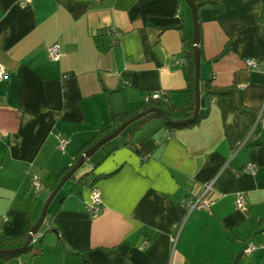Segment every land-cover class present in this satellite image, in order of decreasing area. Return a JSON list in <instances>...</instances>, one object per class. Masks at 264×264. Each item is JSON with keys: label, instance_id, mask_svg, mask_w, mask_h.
<instances>
[{"label": "crops", "instance_id": "1", "mask_svg": "<svg viewBox=\"0 0 264 264\" xmlns=\"http://www.w3.org/2000/svg\"><path fill=\"white\" fill-rule=\"evenodd\" d=\"M198 14L201 84L240 89L245 106L262 115L259 130L251 132L224 97L192 128L148 120L131 139L120 135L100 148L63 185L33 241L44 234L41 252L7 264H264V0H222ZM181 20L193 35L185 0H33L26 7L0 0V237L33 227L56 177L109 125L111 108H139L160 91L170 104H188L189 79L175 63L184 60L182 31L172 27ZM53 43L58 61L49 54ZM61 136L69 139L64 149ZM248 164L253 171L244 170ZM92 166L106 176L90 186L79 179ZM94 186L103 207L92 218ZM240 193L246 210L236 205ZM190 195L209 208L189 211L182 201ZM251 243L256 249L244 254Z\"/></svg>", "mask_w": 264, "mask_h": 264}, {"label": "trees", "instance_id": "2", "mask_svg": "<svg viewBox=\"0 0 264 264\" xmlns=\"http://www.w3.org/2000/svg\"><path fill=\"white\" fill-rule=\"evenodd\" d=\"M222 0H195V3L198 8V12L201 8L207 7V6H218L220 5ZM198 20H199V28H200V18L198 14ZM172 27L177 28L182 31V41H183V53H184V64L182 65L187 73L188 79H189V102L185 106H175L173 104L168 103L164 100H158V99H150L148 102H146L143 106L130 110V111H124L120 113H116L113 108H111V118L109 125L104 128L102 131L96 132L92 139L83 145L82 149L80 150L78 156L76 157L74 163L65 168L57 177H56V183L58 184L64 176L72 169V167L76 164L77 160L81 156V154L86 151L88 148H90L92 145L97 143L99 140H101L103 137L109 135L113 131H115L120 125H122L124 122L129 120L130 118L136 116L142 111H145L149 108H158L162 111H164L167 118L170 120L168 122L166 118L158 113H149L139 119L138 121L132 123L126 130L123 132L126 135H129V138L131 139L134 134L140 129L142 124L147 122L150 119L157 118L160 119L163 122V125L170 130L179 129V128H192L199 124L201 120L207 117L209 114V110L211 107L212 100L217 97H224L231 99L236 106V109L241 113V115L244 117V119L247 121L248 128H251L254 123L257 121L258 117L257 114L248 107L245 106L243 103V97H242V91L238 89L236 86L231 85L229 87H217L212 84L211 80H205L201 84V106L198 113V116L190 121L189 119L193 116L194 110H195V104H196V94H195V72H196V64L194 59V49H193V35L187 34L184 28L183 20L177 25H173ZM199 47H200V54H201V60L203 59L202 51H201V43H202V35H201V29H199ZM226 49L223 50V52L216 57L214 60L220 58L226 53ZM184 123H180L179 121H184ZM178 123H174V122ZM262 122V117L259 118L257 121V126L255 128L256 131L259 130ZM110 143V142H109ZM127 145L129 142L126 143ZM264 144V143H263ZM107 145V144H106ZM105 148V145L102 147V149ZM112 151V150H111ZM111 151H108L107 154H109ZM93 157L88 160V162L91 163ZM95 167V165H94ZM94 167L92 166V169L85 173L79 180L85 181L90 186L94 185L99 179L105 177L106 175H96L94 173ZM30 229L26 231L21 236L16 237H7V236H1L0 237V250L2 249H13L17 248L18 250L10 251L6 253H0V264H7V262L22 253L31 252V251H39L41 252V248L43 246L44 242V234L40 236V239L35 245L34 243L29 244L26 247H23L25 244L28 234L30 232ZM51 230L57 231V229H52L51 227L47 229L46 232H49ZM61 238V237H60ZM61 241V240H60ZM62 242V241H61Z\"/></svg>", "mask_w": 264, "mask_h": 264}, {"label": "water", "instance_id": "3", "mask_svg": "<svg viewBox=\"0 0 264 264\" xmlns=\"http://www.w3.org/2000/svg\"><path fill=\"white\" fill-rule=\"evenodd\" d=\"M188 6L191 9L192 12V20H193V49H194V59H195V64H196V72H195V94H196V104H195V110L193 116L189 119L190 121L194 120L199 113L200 106H201V76H200V67H201V54H200V47H199V42H200V37H199V20H198V8L195 3V0H185ZM158 113L163 115L168 122L170 120L167 118L165 115L164 111L158 109V108H149L145 111L140 112L136 116L130 118L126 122H124L122 125H120L115 131L110 133L109 135L103 137L101 140H99L97 143L92 145L90 148H88L86 151H84L79 159L77 160L76 164L72 167V169L64 176V178L60 181V183L56 186V188L53 190L51 195L49 196L47 202L45 203L41 216L39 220L33 225L31 228L27 240L23 247L28 246L29 244L33 243L34 238L39 235L41 227L43 226L47 214H48V209L50 204L52 203L53 199L56 197L60 189L63 187V185L75 174V172L82 167L89 159H91L96 152L102 148L104 145L107 143L111 142L115 138H117L119 135H121L126 128H128L132 123L138 121L145 115L149 113ZM180 123L186 122L184 121H179ZM174 123H178L177 121ZM18 250L17 248L13 249H2L0 250V253H6L10 251H15Z\"/></svg>", "mask_w": 264, "mask_h": 264}, {"label": "built area", "instance_id": "4", "mask_svg": "<svg viewBox=\"0 0 264 264\" xmlns=\"http://www.w3.org/2000/svg\"><path fill=\"white\" fill-rule=\"evenodd\" d=\"M33 0H19L21 6L26 7L29 5ZM110 34L114 36L115 39H119L122 35L121 31H119L116 27L111 28ZM49 54L52 60L58 61L60 59V45L58 43H53L52 45L49 46ZM175 63L182 66L184 64L183 59H175ZM246 64L248 67L257 69L259 68V62H257L254 59H246ZM6 76V69L0 64V82L5 78ZM150 99H158V100H164L167 101V91H160L153 93L151 96L147 98V102ZM214 100H212L213 102ZM262 115L260 114L258 116L257 121L259 118H261ZM257 121L254 123V125L250 128L251 132H253L257 126ZM69 142L68 137L66 136H61L60 137V142H59V147L61 149H64ZM245 171H253L254 166L252 164L246 165L244 168ZM33 186L36 190L40 188V180L37 175H34L33 177ZM210 185H206V189L209 188ZM183 204L187 206V209L189 211H192L194 208H209L210 204L208 201L203 199V197H198L195 198L194 196L190 195L183 199ZM236 205L239 209L241 210H246V196L242 193L238 194L237 200H236ZM103 207V199H102V194L101 191L97 187H92L91 192H90V200L87 204V212L89 213L90 217L95 218L101 208ZM148 247V241H145L141 248L146 249ZM256 249V245L253 243L249 244L247 247L244 248L243 253L248 255L252 253Z\"/></svg>", "mask_w": 264, "mask_h": 264}, {"label": "rangeland", "instance_id": "5", "mask_svg": "<svg viewBox=\"0 0 264 264\" xmlns=\"http://www.w3.org/2000/svg\"><path fill=\"white\" fill-rule=\"evenodd\" d=\"M122 136L121 137H124L125 133L121 134ZM120 136V135H119ZM118 136V137H119ZM120 138H117V141L119 140ZM100 155V154H99ZM99 157V156H98Z\"/></svg>", "mask_w": 264, "mask_h": 264}]
</instances>
